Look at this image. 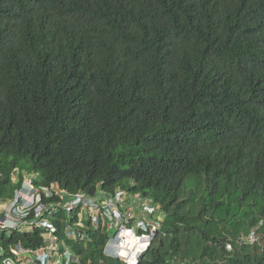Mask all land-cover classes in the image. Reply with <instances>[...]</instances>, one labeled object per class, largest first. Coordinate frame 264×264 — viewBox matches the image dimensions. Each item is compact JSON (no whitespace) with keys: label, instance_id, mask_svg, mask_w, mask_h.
<instances>
[{"label":"trees","instance_id":"16d2710c","mask_svg":"<svg viewBox=\"0 0 264 264\" xmlns=\"http://www.w3.org/2000/svg\"><path fill=\"white\" fill-rule=\"evenodd\" d=\"M30 173L151 199L163 219L137 264H264V0H0V200ZM184 187L231 228L200 233L181 262L197 230ZM51 220L70 264H126L104 254L112 227L88 219L77 238L63 209ZM47 231L0 230V264Z\"/></svg>","mask_w":264,"mask_h":264},{"label":"built area","instance_id":"2783aa9c","mask_svg":"<svg viewBox=\"0 0 264 264\" xmlns=\"http://www.w3.org/2000/svg\"><path fill=\"white\" fill-rule=\"evenodd\" d=\"M27 177L11 200H0V230H30L36 226L48 229V233L44 236L45 245L37 250L20 244L14 246L11 251L18 258V262L13 263L7 258L6 264H70L77 260L69 250L66 249L63 255L59 251L55 235L57 229L51 220V216L58 209H63L74 219L68 226L69 237H82L81 227L85 226L88 219L95 225L99 220L103 226L112 227L113 232L104 246V254L118 258L126 264H137L139 255L149 247L161 227L163 214L156 210L157 205L149 198L139 196L131 201L123 190H116L112 194L98 192L95 196L82 191L68 194L54 184L38 187L33 184L34 175ZM25 191L29 192L28 197ZM55 196L60 202L53 200ZM32 212L34 217H30ZM74 212H77L76 217ZM260 224L261 222L258 226ZM258 226L252 227L248 234L238 236L237 241L255 243L258 240ZM226 248L231 250V244L227 243Z\"/></svg>","mask_w":264,"mask_h":264},{"label":"rangeland","instance_id":"374dc122","mask_svg":"<svg viewBox=\"0 0 264 264\" xmlns=\"http://www.w3.org/2000/svg\"><path fill=\"white\" fill-rule=\"evenodd\" d=\"M189 188H193V186H189ZM189 188H187V187L183 188V191H182L181 196H180V201H183V203L181 204V207L179 209V213L182 215L187 213L188 219L193 220L192 222H194V225L197 228V230H195L196 232H189V233L187 231H185V233H184V231H183L184 234L180 235L181 239L185 240V242L183 241L182 248L188 254V256L185 255L184 259L179 258V260H181V262H185V260H187V261L191 260L190 259L191 256L189 257V252L198 253V251L201 250L202 245L197 246L196 241H195L196 240L195 237H198V235L200 233L201 234L202 233L203 234L208 233L211 237H213L214 235L219 233L220 228H222L223 226H225V227L228 226L231 228V224L229 225V223L231 221H228L227 218H225L221 222L218 220L219 215L216 214L213 211V209L210 208V206L208 204H206L207 197H205V196H202L203 198L200 197V195L202 194L201 192H198V196H197V199L195 201L188 200V199H190L189 198V196H190V193H189L190 189ZM197 189H201L203 191V193L205 192L204 187L201 188L198 186ZM128 196L130 197L131 201H133L134 198L139 197L136 194H135V196H133L131 193H128ZM225 200L227 202L226 198H225ZM234 206H236V203L233 202L230 207L232 208ZM229 210H230V212H234L231 209H229ZM225 213L226 212L224 210V214H220V216L225 215ZM226 216H228V214H226ZM222 233L224 234V232H222ZM202 243H203V241H202ZM258 252H259V250H258ZM232 256H233V254H232ZM198 262L199 261L197 260V263ZM218 264H220V263H218Z\"/></svg>","mask_w":264,"mask_h":264},{"label":"clouds","instance_id":"9594fccd","mask_svg":"<svg viewBox=\"0 0 264 264\" xmlns=\"http://www.w3.org/2000/svg\"><path fill=\"white\" fill-rule=\"evenodd\" d=\"M28 175H34V177H35V178L33 179V184H34V180L37 178V174H35V173L24 174V176H23V180H22V184H23V181H24L25 179L28 178V177H27ZM17 176H18V172L16 171V172L13 173V177H14L15 179H17ZM51 184L56 185L55 183H51ZM51 184H50V185H51ZM34 185H35V184H34ZM50 185H49V186H50ZM36 186H38V185H36ZM49 186H38V187H49ZM56 186H57V185H56ZM21 187H22V185H21ZM57 187H58V186H57ZM25 192H26V193H25L26 196L28 197V196H29V192H27V191H25ZM150 245H151V244H150ZM150 245H149V246H150ZM148 248H149V247H148ZM148 248H147V249H148ZM147 249H146V250H147ZM146 250H144V251L142 252V254H143ZM142 254L139 255V258H140V256H141Z\"/></svg>","mask_w":264,"mask_h":264}]
</instances>
